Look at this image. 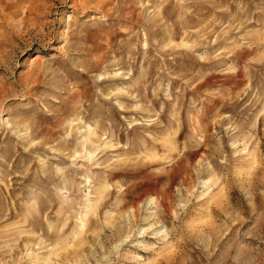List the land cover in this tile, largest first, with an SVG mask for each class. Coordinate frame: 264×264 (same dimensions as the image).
<instances>
[{"label": "rangeland", "instance_id": "obj_1", "mask_svg": "<svg viewBox=\"0 0 264 264\" xmlns=\"http://www.w3.org/2000/svg\"><path fill=\"white\" fill-rule=\"evenodd\" d=\"M0 264H264V0H0Z\"/></svg>", "mask_w": 264, "mask_h": 264}]
</instances>
